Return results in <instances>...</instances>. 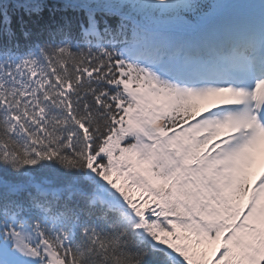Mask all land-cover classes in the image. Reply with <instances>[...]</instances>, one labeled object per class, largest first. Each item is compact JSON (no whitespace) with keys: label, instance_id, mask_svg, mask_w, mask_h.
I'll return each mask as SVG.
<instances>
[{"label":"snow or ice","instance_id":"6c2138e0","mask_svg":"<svg viewBox=\"0 0 264 264\" xmlns=\"http://www.w3.org/2000/svg\"><path fill=\"white\" fill-rule=\"evenodd\" d=\"M0 264H264V0H0Z\"/></svg>","mask_w":264,"mask_h":264},{"label":"rangeland","instance_id":"374dc122","mask_svg":"<svg viewBox=\"0 0 264 264\" xmlns=\"http://www.w3.org/2000/svg\"><path fill=\"white\" fill-rule=\"evenodd\" d=\"M256 170H257V171H259L260 169H259V168H257Z\"/></svg>","mask_w":264,"mask_h":264}]
</instances>
